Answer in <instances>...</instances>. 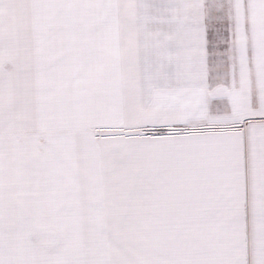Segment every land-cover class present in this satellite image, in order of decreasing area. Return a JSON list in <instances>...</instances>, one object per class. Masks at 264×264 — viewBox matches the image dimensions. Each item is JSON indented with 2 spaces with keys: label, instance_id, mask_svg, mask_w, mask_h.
I'll list each match as a JSON object with an SVG mask.
<instances>
[{
  "label": "snow or ice",
  "instance_id": "obj_1",
  "mask_svg": "<svg viewBox=\"0 0 264 264\" xmlns=\"http://www.w3.org/2000/svg\"><path fill=\"white\" fill-rule=\"evenodd\" d=\"M0 264H264V0H0Z\"/></svg>",
  "mask_w": 264,
  "mask_h": 264
}]
</instances>
